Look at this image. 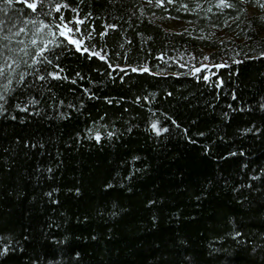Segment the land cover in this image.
<instances>
[{
	"label": "trees",
	"instance_id": "1",
	"mask_svg": "<svg viewBox=\"0 0 264 264\" xmlns=\"http://www.w3.org/2000/svg\"><path fill=\"white\" fill-rule=\"evenodd\" d=\"M215 1L14 0L27 54L0 99V248L16 249L0 264H264V8ZM58 17L106 59L68 43L44 53L62 78L39 80L56 38L27 21Z\"/></svg>",
	"mask_w": 264,
	"mask_h": 264
},
{
	"label": "snow or ice",
	"instance_id": "2",
	"mask_svg": "<svg viewBox=\"0 0 264 264\" xmlns=\"http://www.w3.org/2000/svg\"><path fill=\"white\" fill-rule=\"evenodd\" d=\"M153 0H149V4H151ZM165 0H156V3L159 5H163ZM168 2H172V0H168ZM23 3L27 5L28 9H31L33 12L37 10L38 3L37 0H33V2H29V0H23ZM39 3L42 4L43 0H39ZM253 3L258 8H264V0H219V7H227V8H243L244 11H247V8L245 7L247 4ZM0 5H3L2 8H0V11L4 13V18L0 19V33L3 35H0V80L4 81L5 83L0 84V99L4 98V92L5 91H11V85L13 84V81L16 80L17 83H23L25 79L24 73H20L18 78L16 76V67L18 65V60L16 58L18 53H26V49L23 47H12V41L15 36H18L20 32L26 31V28H19V30L15 33H12L13 28H17L19 24L25 23L24 17L26 14L19 13L14 10V0H0ZM57 11L59 12L61 10V7H70L69 4L64 3L56 4L55 5ZM185 8H187V5H184ZM197 7H199V4H197ZM75 11V9H73ZM239 19V16L236 17ZM59 23H56L55 25L45 24L43 21H40L39 24H37L35 21L28 20L27 23L33 24L35 27L36 33H40L43 28L49 29V36L56 38L51 39L47 42H42L39 44L40 48V56L41 60L35 61V63L40 64L42 67V73L38 74L39 80H46L48 77H51L53 79H61L60 72L58 71H48V66L52 65L53 60L48 59L47 56L44 55L45 52L52 53L53 58L55 60H59V55L56 54V50L59 49V51H63V45H66L68 43L75 46L77 50H82L84 52H91L92 56L99 57L101 60H105L106 57L104 55H101L100 52L92 51V49L88 46L83 47L81 49V45L85 43L83 37H74L71 35V33L79 32L80 29L78 27H71V21H65L64 17H58ZM77 24H83V20L79 17L76 18ZM115 27V26H112ZM101 35H104V33H101ZM57 37H64L63 40L58 39ZM88 40H91V36L88 37ZM18 43H23L22 41ZM32 45H37L38 41L37 39L31 40ZM94 47V46H93ZM261 55H264L262 53ZM207 59V57H206ZM26 63V62H25ZM216 67H219V65H215ZM56 67L59 68V64H56ZM203 67H207L206 65ZM132 71H140V72H146L149 71L147 67H140V68H133ZM200 68H194L192 70V73L199 72ZM79 75V73H77ZM203 79L207 80L208 77L204 76ZM87 91V90H85ZM94 95V94H93ZM171 95V93H169ZM36 101L33 100V103ZM111 102V101H109ZM19 107V105H17ZM261 107H264V105H261ZM26 110V109H25ZM4 111H7L5 108ZM15 118V117H13ZM152 127L156 129L157 133L162 131H167L166 128H158L156 123H153ZM252 129H246V131H251ZM114 135V134H110ZM200 135H203V133H200ZM95 139L99 141L101 139V134L99 132L96 133ZM35 147V145H33ZM233 153H230L232 155ZM50 195V193H49ZM237 236L241 235V233L237 232ZM0 239H3V237H0ZM255 250V249H254ZM16 249L11 248L8 244H4L2 248H0V261H2L4 258H6L11 252H15ZM20 251H23V249H20Z\"/></svg>",
	"mask_w": 264,
	"mask_h": 264
},
{
	"label": "rangeland",
	"instance_id": "3",
	"mask_svg": "<svg viewBox=\"0 0 264 264\" xmlns=\"http://www.w3.org/2000/svg\"><path fill=\"white\" fill-rule=\"evenodd\" d=\"M217 6L219 7V0H216L215 1ZM220 8V7H219ZM221 8H225V7H221ZM259 16H264V13L263 12H256ZM232 21H228L226 24L227 26H230V23ZM172 25H174V28L177 29V30H184L186 28H188V26H191L190 23L188 22H185V21H182V20H178L176 23H172ZM238 31L239 30H228L224 27L222 28H218V27H215L214 30H213V34L215 37H218L219 39H226L227 41H230V43H235L237 41H241L243 40L242 38H240L238 36ZM39 34V33H38ZM263 36H264V31H263Z\"/></svg>",
	"mask_w": 264,
	"mask_h": 264
}]
</instances>
